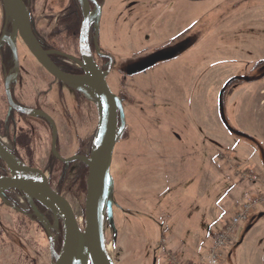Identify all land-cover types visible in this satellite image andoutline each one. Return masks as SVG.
<instances>
[{
    "label": "flooded vegetation",
    "instance_id": "af4514ba",
    "mask_svg": "<svg viewBox=\"0 0 264 264\" xmlns=\"http://www.w3.org/2000/svg\"><path fill=\"white\" fill-rule=\"evenodd\" d=\"M249 1L21 0L28 31L46 63L56 68L54 72L31 52L4 0H0V178L12 177L1 156L10 153L46 179L48 186L70 205L79 230L84 231L89 173L85 160L97 131L99 112L67 77L84 76L83 66L89 56L119 99L120 139L114 146L110 166L115 198L133 170L142 169L141 161L132 164L127 158L126 151L133 144L161 134L164 141L167 135L176 140L177 146L187 148L180 131L191 141L193 156L200 154L207 140L202 132L205 117L199 92L204 80L197 77L193 86L183 85L191 68L189 55L207 34ZM156 52H164L165 59L148 67L140 64V60ZM263 77L261 62L223 82L216 97L218 118L221 120L220 93L224 117L231 125L225 111L227 94L240 83ZM189 87L196 94L190 95ZM178 89L186 90L174 99L172 94ZM250 145L257 149V145ZM184 151L177 161L180 166ZM116 158L122 159V164L116 165ZM167 172L166 177L170 174L172 179L178 170ZM188 191L181 194L186 196ZM118 204L126 207L121 200ZM119 212L120 215L113 210L112 225L108 223L104 234L113 264H121V235L127 241L131 238L133 244L143 240L144 248L151 251L152 262L154 256L157 260L165 247L163 236L152 242L149 233L141 237L133 225L147 226L148 222L161 230L163 222ZM38 233L46 244V257L43 246L37 245V249L28 241L29 236ZM63 239V220L58 213L22 185L0 183V264H57Z\"/></svg>",
    "mask_w": 264,
    "mask_h": 264
},
{
    "label": "rangeland",
    "instance_id": "374dc122",
    "mask_svg": "<svg viewBox=\"0 0 264 264\" xmlns=\"http://www.w3.org/2000/svg\"><path fill=\"white\" fill-rule=\"evenodd\" d=\"M191 53V68L183 85L193 86L197 77L204 80L199 92L205 117L202 132L207 140L205 138L200 154L193 156L190 140H187L185 132L180 131L178 133L188 143V149L177 146L176 140L167 135L164 141L161 134L133 144L126 151L127 158L132 164H140L141 161L142 169L133 170L125 187L117 190L115 200L118 198L127 208L163 222L161 230L148 222L149 228L134 224L139 236L149 233L151 241L156 242L162 235L165 246L181 262L196 263L199 256H207L212 232L230 221L237 212V206L264 195V167L256 147L254 149L251 143L227 131L217 116L216 102L223 82L264 62V0H250L238 7L232 18L207 34ZM186 89H178L172 94L173 98L176 99ZM196 92L188 89L190 95ZM225 111L235 129L258 139L264 148V126L261 130L259 123L260 119L264 121V77L256 82L240 83L231 89L225 99ZM188 130L192 133L190 128ZM182 151L185 157L180 166L177 161L181 159ZM120 160L116 158V165L122 164ZM172 168L178 173L173 172L171 179L170 174L168 177L166 174ZM249 172L256 174L257 180L241 178L242 173ZM186 191L189 192L186 196L181 194ZM256 209L264 211V206ZM115 212L120 215L119 210L115 209ZM254 213L257 212L252 211L250 215ZM236 234L231 237L221 264H226L225 257L235 242ZM28 241L37 249V245L43 246L46 257V244L39 233L35 237L29 236ZM121 246V264H152L151 251L144 248L143 240L133 244L131 238L127 241V237L121 235ZM155 264L166 262L160 256ZM235 264H264V218L244 236L235 252Z\"/></svg>",
    "mask_w": 264,
    "mask_h": 264
},
{
    "label": "water",
    "instance_id": "95a60500",
    "mask_svg": "<svg viewBox=\"0 0 264 264\" xmlns=\"http://www.w3.org/2000/svg\"><path fill=\"white\" fill-rule=\"evenodd\" d=\"M7 12L15 19L21 35L28 43L31 52L39 59H43L45 66L54 72L56 68L46 63L42 50L28 31L26 12L21 0H4ZM85 16L87 18V13ZM42 57V58H41ZM165 59L164 52H156L140 60V64L152 66ZM85 75L81 77H67V81L82 91L91 100L99 112V123L91 146L89 157L85 160L88 166L87 194L85 199V228L80 231L70 205L53 191L46 179L37 171L25 166L12 154H1L12 172L8 179L0 178V183H18L26 191L35 195L45 206L58 213L63 220V248L57 256V264H113L111 253L108 252L104 234L108 223L112 225L113 210L136 216L141 213L132 211L116 202L114 196V181L110 173L112 154L115 144L120 139L117 127V109L119 99L114 95L104 78V73L94 64L91 57H86L84 64ZM63 77H65L63 75ZM219 110L224 127L233 136L257 145V152L264 167V148L253 137L233 128L224 117L222 93L219 98ZM143 215V214H142ZM264 212L250 215L239 227L235 242L227 251L226 264H235V252L249 229L260 219ZM154 256L152 264H155Z\"/></svg>",
    "mask_w": 264,
    "mask_h": 264
},
{
    "label": "built area",
    "instance_id": "2783aa9c",
    "mask_svg": "<svg viewBox=\"0 0 264 264\" xmlns=\"http://www.w3.org/2000/svg\"><path fill=\"white\" fill-rule=\"evenodd\" d=\"M242 179L249 181L257 180V175L249 172L242 173ZM264 206V195L253 197L249 201L243 203L239 210L233 215L229 222H227L220 230L212 233V243L208 248L205 260L196 263L181 262L180 258L171 251L163 248V258L166 264H221V258L229 247L231 237L237 232L240 223L245 221L250 213L255 208Z\"/></svg>",
    "mask_w": 264,
    "mask_h": 264
},
{
    "label": "crops",
    "instance_id": "0c3cea01",
    "mask_svg": "<svg viewBox=\"0 0 264 264\" xmlns=\"http://www.w3.org/2000/svg\"><path fill=\"white\" fill-rule=\"evenodd\" d=\"M259 123H261L260 126H261V130H262V127L264 126V124H263L264 121L260 119V122H259ZM258 127H259V126H258ZM240 140H241V139H240ZM256 140H258V139H256ZM242 204H243V203H242ZM242 204H240V205L237 206V211L239 210V208H240V206H241ZM234 215H235V214H234ZM222 227H223V226H221V228H222ZM221 228H220V229H221ZM220 229H219V230H220ZM216 231H218V230H216ZM213 232H215V231H213ZM213 232H212V233H213ZM211 235H212V234H211ZM211 237H212V236H211ZM211 239H212V238H211ZM211 243H212V240H211ZM164 248L167 249V250H169L166 246H165ZM169 251H170V250H169ZM161 256H162V258H163V249H162V254H161ZM205 258H206V257H205ZM205 258H202V256H199L197 262H199V261H201V260H205ZM163 260H164V258H163ZM192 263H193V262H192Z\"/></svg>",
    "mask_w": 264,
    "mask_h": 264
}]
</instances>
